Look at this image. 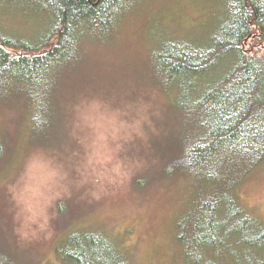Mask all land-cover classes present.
Here are the masks:
<instances>
[{"label":"rangeland","instance_id":"rangeland-1","mask_svg":"<svg viewBox=\"0 0 264 264\" xmlns=\"http://www.w3.org/2000/svg\"><path fill=\"white\" fill-rule=\"evenodd\" d=\"M227 7L228 0H133L123 10L120 6L110 25L108 20L97 25V34L80 35L82 60L55 87L66 104L60 98L55 132L52 123H44L34 135L39 141L29 140L18 122V103L0 107V125L15 138L0 167V219L13 223L27 248V264H62L54 251L60 233L55 225L66 219V209L71 211L63 229H107L129 253L130 264H183L175 224L194 199L196 185L156 181L141 192L130 186L145 164L148 128L155 119H167L158 131L175 123L170 102L177 83L184 84L179 79L165 89L152 87L148 60L170 40L209 45L211 34L229 18ZM37 22L26 7L0 3V26L13 36L27 37ZM40 34L35 30L28 37L36 40ZM236 58L218 57L200 82H212ZM42 134L52 136L42 141ZM237 192L243 207L263 221L264 157Z\"/></svg>","mask_w":264,"mask_h":264},{"label":"trees","instance_id":"trees-1","mask_svg":"<svg viewBox=\"0 0 264 264\" xmlns=\"http://www.w3.org/2000/svg\"><path fill=\"white\" fill-rule=\"evenodd\" d=\"M132 2L0 0L26 7L38 21L27 37H15L0 26V46L22 54L20 59L0 56V107L18 103V122L25 125L29 140L39 141L34 135L44 123H52L55 132L60 98L66 104L55 87L82 60L80 35L97 34L98 24L109 20L110 25L120 6L123 10ZM227 8L229 18L211 34L209 45L170 40L148 60L152 87L165 89L179 79L184 84L177 83L170 102L169 118L175 123L158 131L159 122L167 119H155L154 127L148 128L145 164L130 186L141 192L156 181L196 185L194 199L175 224L174 237L182 248L177 255L183 264H264V220L243 207L237 192L264 157V0H228ZM35 30L40 38L31 40L28 36ZM228 54L236 55V61L212 82H200L215 60ZM7 132L0 125V167L14 150L15 138ZM70 211L62 213L63 223H53L58 226L55 233L60 232L54 251L62 264H130L129 253L107 229H63L60 225L69 220ZM25 250L13 223L1 218L0 264L31 262Z\"/></svg>","mask_w":264,"mask_h":264},{"label":"snow or ice","instance_id":"snow-or-ice-1","mask_svg":"<svg viewBox=\"0 0 264 264\" xmlns=\"http://www.w3.org/2000/svg\"><path fill=\"white\" fill-rule=\"evenodd\" d=\"M22 54H19V53H10L8 52L7 49L3 48L2 46H0V56H3L5 58H8V59H20Z\"/></svg>","mask_w":264,"mask_h":264}]
</instances>
